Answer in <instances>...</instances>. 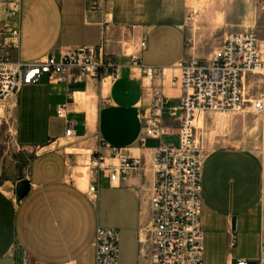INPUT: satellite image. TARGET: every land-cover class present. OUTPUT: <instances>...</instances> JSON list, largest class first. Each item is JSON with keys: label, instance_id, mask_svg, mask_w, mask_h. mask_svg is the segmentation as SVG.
Here are the masks:
<instances>
[{"label": "crops", "instance_id": "1", "mask_svg": "<svg viewBox=\"0 0 264 264\" xmlns=\"http://www.w3.org/2000/svg\"><path fill=\"white\" fill-rule=\"evenodd\" d=\"M225 1L230 11L243 8V20L236 27L227 22L224 34L254 32L264 46V0L259 17L254 0ZM18 2L19 16L11 21L19 33L14 60L28 64L63 49H86L96 59L112 58L118 79L65 86L53 85L43 75L1 106L0 264H94L97 228L118 232V264H149L141 256L139 237L148 224L149 157L158 142L146 139L144 147L139 145L142 119L155 91L167 107L180 105L182 90L171 81L179 74L178 64L196 57L187 33V0ZM220 21L217 14L215 22ZM143 70L152 71L150 82ZM245 82L246 89L259 84L252 100L264 95L263 78L249 76ZM64 103L66 119L75 123L70 137L56 116ZM164 124L174 128L176 137L177 125L165 113ZM102 145L142 157L146 166L119 185L101 175L92 199L87 186L93 181L79 173ZM100 152L110 163L108 151ZM253 155L259 160L256 170L249 166ZM20 181H27L29 190L16 202ZM200 187L203 264L257 259L264 244L261 154L242 148L209 152Z\"/></svg>", "mask_w": 264, "mask_h": 264}, {"label": "built area", "instance_id": "2", "mask_svg": "<svg viewBox=\"0 0 264 264\" xmlns=\"http://www.w3.org/2000/svg\"><path fill=\"white\" fill-rule=\"evenodd\" d=\"M20 12L18 0L11 4L9 19L14 21ZM19 33L13 27L0 33V105L7 103L26 85L37 83L46 75L53 85H73L82 80L103 81L118 79L117 66L110 57L96 59L86 49H63L39 61L21 64L13 59ZM145 49V42L140 43ZM182 98L177 108L167 107L168 101L158 92L147 116L142 119L145 140L158 142L149 157L153 175L148 191V224L141 229L140 253L149 264H203L202 232L200 229L201 168L204 155L196 140V125L206 113L236 115L245 105L261 118V193L264 196V95L246 99L249 76L264 79V46L254 32L223 34L220 51L208 59L190 57L176 67ZM146 81L152 71L143 70ZM164 113L176 123L177 144L170 141L174 128L164 124ZM56 116L65 122L64 136L70 137L75 123L66 119V103L56 109ZM108 151V160L101 149ZM146 166L142 157H127L115 147L106 145L93 153L85 166L84 177L93 181L87 194L96 199L97 181L104 175L111 184H121ZM264 229V228H263ZM118 232L97 228L93 241L94 264H118ZM70 264V263H67ZM234 264H264V244L255 260H236Z\"/></svg>", "mask_w": 264, "mask_h": 264}, {"label": "rangeland", "instance_id": "3", "mask_svg": "<svg viewBox=\"0 0 264 264\" xmlns=\"http://www.w3.org/2000/svg\"><path fill=\"white\" fill-rule=\"evenodd\" d=\"M15 1L0 0V33L13 28L9 15L11 4ZM254 1L257 9L256 16L259 17L263 0ZM225 2V0H187V33L190 47L194 49L196 58L208 59L213 54L219 53L227 22L232 27L242 24L243 8L237 6L230 11L226 8ZM205 6H208L209 9H205ZM217 14H221L219 23L215 22ZM258 87L259 84L254 88L246 89V99L252 100L253 93L259 91ZM1 106L0 115L2 113ZM10 122L11 119L8 118V123L10 124ZM196 128V140L204 157L217 148H242L255 153L261 151V118L249 110V105H245L243 111L236 115L206 113L199 119ZM11 134L12 132L8 133V136ZM170 141L177 144L176 137ZM250 162L251 170L259 168V160L256 156L253 155ZM202 173L203 165L201 179ZM81 174L84 175V170H81L79 175Z\"/></svg>", "mask_w": 264, "mask_h": 264}, {"label": "water", "instance_id": "4", "mask_svg": "<svg viewBox=\"0 0 264 264\" xmlns=\"http://www.w3.org/2000/svg\"><path fill=\"white\" fill-rule=\"evenodd\" d=\"M29 183L27 181H20L16 184L15 188V200L19 202L28 192ZM234 226V220H232V227Z\"/></svg>", "mask_w": 264, "mask_h": 264}]
</instances>
